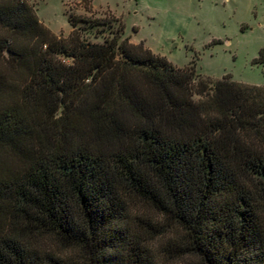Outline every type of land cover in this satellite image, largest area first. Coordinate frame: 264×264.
Here are the masks:
<instances>
[{
  "label": "trees",
  "instance_id": "obj_1",
  "mask_svg": "<svg viewBox=\"0 0 264 264\" xmlns=\"http://www.w3.org/2000/svg\"><path fill=\"white\" fill-rule=\"evenodd\" d=\"M68 24L56 36L0 0V163L17 161L0 264H156L148 238L168 224L200 264H264V86L177 68L113 17Z\"/></svg>",
  "mask_w": 264,
  "mask_h": 264
},
{
  "label": "rangeland",
  "instance_id": "obj_2",
  "mask_svg": "<svg viewBox=\"0 0 264 264\" xmlns=\"http://www.w3.org/2000/svg\"><path fill=\"white\" fill-rule=\"evenodd\" d=\"M52 34L67 38L68 15L93 19L113 17L123 25L132 44H142L177 68L192 65L197 75L212 81L228 77L246 85L264 86V0H27ZM264 56V55H263ZM0 59V71H4ZM7 75V74H6ZM7 100L0 97V104ZM0 173L17 161L4 154ZM134 213L156 218L136 203ZM181 231L172 224L161 235L148 238L156 264H200L193 255L174 249ZM50 252L70 255L44 239ZM172 247V250L169 247ZM170 251V252H169Z\"/></svg>",
  "mask_w": 264,
  "mask_h": 264
}]
</instances>
